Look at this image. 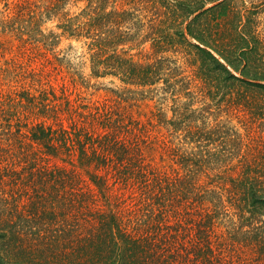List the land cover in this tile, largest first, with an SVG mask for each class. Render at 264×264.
Returning <instances> with one entry per match:
<instances>
[{"label":"trees","instance_id":"1","mask_svg":"<svg viewBox=\"0 0 264 264\" xmlns=\"http://www.w3.org/2000/svg\"><path fill=\"white\" fill-rule=\"evenodd\" d=\"M56 21L58 31L45 27ZM1 35L17 53L0 64V172L25 164L34 215L44 201L41 215L99 221L77 234L92 264H264V0H0ZM64 39L86 43L92 77L126 90L74 99L83 83L59 51ZM7 74L22 86L5 89ZM138 96L162 105L135 118ZM214 106L261 134L247 129L245 142L219 116L212 123ZM152 130L161 163L144 153ZM60 237L31 244L73 246ZM20 240L0 231V249Z\"/></svg>","mask_w":264,"mask_h":264},{"label":"rangeland","instance_id":"2","mask_svg":"<svg viewBox=\"0 0 264 264\" xmlns=\"http://www.w3.org/2000/svg\"><path fill=\"white\" fill-rule=\"evenodd\" d=\"M49 1L50 0H37L39 4H49ZM85 4L86 2H82L78 7H82ZM76 10V7L72 8V11ZM57 23L58 21L47 23L45 27L48 28V30L54 29V31H58L55 27ZM0 39L1 41H5L7 46L10 47L5 51H0V64L5 65L7 60H11V58L16 55L17 49L15 48L14 43L17 44V41L15 40L14 42L12 40L11 43H8V39L5 35H1ZM59 51H61L62 55L72 63L73 71L77 72L82 77L80 80L79 75H76L78 82L83 83V85L77 86L76 90L74 89V99L81 97L86 100V103L105 101L107 99L117 98V93L126 90L124 89L125 85L116 77H92L88 47L84 41L64 39L59 47ZM137 52V50L133 51L134 54ZM183 56L184 55L178 56V58H180V63L184 68L190 70L191 68L188 61ZM68 74L69 73H66L64 75L66 76ZM1 83L4 85L5 89L22 86V83L17 82L14 79V76L8 74L3 78L1 77ZM61 83L62 78L58 79V81L54 79L53 84L57 86V88ZM24 85H28L27 81H24ZM133 89L138 93L136 88ZM138 99H140L139 105L130 109V111L135 114V118L147 119L152 111L158 109L157 105H162V100L159 101V97L154 101H151L150 99L143 101L141 100V96H138ZM166 105L171 106V101L166 103ZM169 106L163 107L169 109ZM224 107L221 111L220 109H216L215 106L211 109L214 113L210 116V121L212 123L214 122V119L219 116V121L222 125H225V129L231 128L232 130L243 134L245 137L248 129L252 138L254 136L258 137L259 134H261V127L251 123L244 125V123L241 122V116L238 117L236 111L228 112V109ZM169 115L171 116V113ZM58 120L63 121L64 126L68 128L70 122L67 118V114L62 118H58ZM50 123L56 122L52 118ZM150 136L151 137L148 139L147 143L143 144L145 156L149 161H157L161 163L160 152L157 147L158 139L156 138L157 136L159 137L158 132L152 130ZM150 139L155 141V143L151 144L149 142ZM245 142H250V139L247 138ZM219 145V143L210 145L209 149L213 150L215 147L218 150L221 148ZM13 159L16 160L17 158L13 157ZM165 159H167L165 165H170L171 163L167 156ZM20 160L23 161L22 157ZM53 163L55 162L52 161V164ZM234 163H237V161H234ZM58 164L61 165V162ZM24 165L25 164L23 163L9 165L6 170L0 172V175H3L6 181H8L7 183L0 185V190H11L10 187L15 189L12 196H10V194H7L6 196L9 198V203L3 204L0 202V231H6L8 234L13 233L16 237H21V240L19 241L21 245H12L11 247L0 249V264H92L93 260L85 254L87 249H81L80 245L78 243L76 244L78 238L77 234L79 233V230H81L79 228L81 225L83 227H91L92 224H98L99 221L93 219L86 221L79 215H41L42 209L49 206L45 204L44 201L39 204L40 207L38 208V211L40 212V215H34L33 203L31 200L34 190L27 186V183L30 184L31 178L29 173L24 169ZM18 173L22 180L19 181L18 186L16 187L14 183H11V180L16 178ZM81 174L79 173L78 177L83 178V181L89 179L84 173ZM35 187L36 191H39V193L54 192L50 187H44L39 184H36ZM56 213H58V211ZM249 216L250 215H247V217ZM64 233H69L71 235L70 240L67 241L72 243L73 246H68L67 243L60 242L59 246L53 247L52 250L47 248L45 250L36 249V246H33L37 243L39 235L42 237L45 236L46 240H50L51 238L55 239L58 236L59 239H61L60 236ZM31 243L34 244L32 245Z\"/></svg>","mask_w":264,"mask_h":264}]
</instances>
